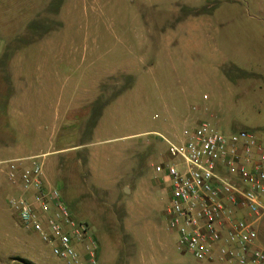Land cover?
<instances>
[{
	"label": "rangeland",
	"instance_id": "374dc122",
	"mask_svg": "<svg viewBox=\"0 0 264 264\" xmlns=\"http://www.w3.org/2000/svg\"><path fill=\"white\" fill-rule=\"evenodd\" d=\"M60 1L0 0V55L8 43L33 38L36 32L30 29L31 22L44 28L52 27L57 22L64 23L68 27L64 36L57 34L56 37L71 36L76 40L85 38L91 43L97 41L98 46H92L95 51L92 52L91 59L89 55L81 58V51L88 45H79L76 67L69 72L68 78L64 73L69 70L60 69V85L66 81L69 86L81 72L88 71L91 66L96 67L102 60L112 61L121 55L127 59L137 54L141 58L139 80L143 92H124L125 102L122 101V107L112 110H117L114 116L103 120L98 135H87L91 146L104 153L98 166L101 172L84 175L71 172L74 166L69 164L70 158L64 156L59 162V174L49 168L48 177L52 181L49 184L60 191L71 215L90 227L98 243V264H129L140 261L149 264H201L189 253L177 250V235L167 225L170 188L161 181L163 172L156 171V167L170 161L165 139L178 143L182 130L190 126L181 120L170 121L169 114L175 113L176 109L156 105L159 92L146 71L148 64L157 62L149 59L153 55L148 53L149 40L152 41L148 33L158 26L169 25L178 16L194 18L192 21L196 20L195 17H201L198 22H202L205 11H209L208 7L214 3L212 0H62L59 7ZM223 1L219 0L220 3L216 4L222 10L218 17L220 20L222 12L228 9L233 14L241 12V7H246L251 11L249 16H255V11L259 10L257 0H237V3L232 0ZM191 5H202L204 8L195 14L190 10ZM262 5L264 7V0ZM174 8H181L177 16L173 14ZM214 23L215 18L211 24ZM208 31L209 35H203L202 38V48L207 55L215 47L212 28ZM124 40L134 43L133 50H129L130 46L121 44ZM9 47L13 49L16 45ZM158 62L160 67L157 63L156 71L163 78L161 91H164L169 82L167 74L172 70L190 77L202 73L207 78L209 84L198 85L197 98L191 101L186 109L187 113L199 112L210 105L200 121L210 123L218 131L264 134V102L252 107L255 101L250 97H241L239 101L231 100V108L228 110L233 117L231 124L215 125L214 61ZM7 90V85L0 77V107L4 104L3 97ZM203 95L209 99H203ZM129 98L130 103L126 102ZM47 107L43 117H34L41 125L28 126V132L18 137L17 143L25 152L46 149L43 140H47L49 134H52L47 117L56 110L49 102ZM30 111L37 114L36 108ZM67 131L57 138V147L78 142L77 125L69 127ZM136 131L147 133L128 139L106 141ZM4 135L8 136L4 132L3 119L0 118V138ZM56 158L58 155L53 154L44 157L43 161L49 162ZM98 186L105 188H97ZM14 193L11 190H0V264H62L34 232L21 227L7 205L8 197Z\"/></svg>",
	"mask_w": 264,
	"mask_h": 264
},
{
	"label": "crops",
	"instance_id": "0c3cea01",
	"mask_svg": "<svg viewBox=\"0 0 264 264\" xmlns=\"http://www.w3.org/2000/svg\"><path fill=\"white\" fill-rule=\"evenodd\" d=\"M218 1L212 0L214 4L208 7L209 11H205L206 15L203 16L202 22H198L201 17H195L196 20L192 21L194 18L178 16L169 25L158 26L157 30L153 29L148 33L152 37V41L149 40L148 53L153 55L149 59L157 62L148 64L146 73L154 80V86L159 92L156 105L177 110L175 113L169 114L170 121L181 120L187 125L200 121L206 115L205 110L210 105L203 107L199 112L187 113L186 109L191 101L197 98L198 85L209 84V82L202 73L190 77L172 70L167 74L169 82L164 87V91H161L163 78L161 79L156 71L158 61L172 63L187 60L203 61L205 59L214 61L215 125L231 124L233 117L228 111L231 108V100L237 99L239 101L241 97H250L252 101H255L252 103V107L262 105L264 102L263 0H257L259 5L257 9L259 10L255 11V16H249L251 11L246 7H241V12L231 14L232 10L230 9L222 12L223 18L221 14V20L218 17L222 10H219L220 5L216 6L220 3ZM232 2L237 3V0H232ZM202 8H204L202 5H191L190 10L200 12ZM172 11L174 16H177L181 8H174ZM202 13L204 14V12ZM214 18L215 23L211 24ZM59 19L61 20L60 16ZM67 28V24L61 23L60 27L49 31L44 37L42 36L21 47L6 63L3 72L9 79L11 94L7 101L5 120H3L4 132L8 136L4 135L0 138V159L38 157L43 162L44 174L48 183L52 182L48 177L49 168L59 174V162L64 159V156L69 157V164L74 166L71 172L83 175L99 172L98 166L104 153L102 150L91 146L87 141V135H98L103 120L109 116H114L117 110L114 112L112 110L122 107V103L125 102L124 92L128 94H133L135 91L143 92L139 80L141 58L137 54L127 59L121 55L119 58L116 56L115 60L112 61L102 60V63L96 67L91 66L88 71L81 72L69 86L66 85V81L60 85V69L67 68L69 70L64 73L68 78L69 72L74 70L73 67H76L79 45L85 46V43L88 45L81 51V58H86L89 55L91 59L93 57L92 52L95 51L92 46H98L97 41L91 43L85 38L76 40L75 37L71 36L56 37L57 34L64 36ZM209 28H212L213 31L212 37L215 47L213 52L207 55L202 48V38L203 35H209ZM121 44L130 46L129 50H133L134 43L132 41L124 40ZM138 44L139 42L136 43V46ZM205 55L207 56L205 57ZM127 85L130 87L125 89ZM203 99H209V97L203 95ZM130 101L131 98L129 101L126 100L128 103ZM48 102L53 104L56 110L51 112L49 117L45 115L52 133L49 134L47 140H43L46 149L39 152H25L17 143L18 137L28 132V126L41 125V123L36 122L34 117L37 119V117L44 116ZM247 102L250 103L251 101ZM33 108H36L37 116L30 111ZM75 125H77L78 142L57 147L55 144L57 138L68 132L69 127ZM92 125H94L93 129L90 128ZM145 133L147 132L136 131L106 141L133 138ZM53 154L58 155V158L49 162L43 161L44 157L47 158ZM56 176L58 175L56 174ZM161 181L169 185L168 178L164 173L161 174ZM102 187L98 186L97 188ZM1 189L16 193L2 175H0ZM255 226L257 232L256 245L264 250V215ZM199 263L227 264L217 261ZM129 264L149 263L140 261Z\"/></svg>",
	"mask_w": 264,
	"mask_h": 264
},
{
	"label": "built area",
	"instance_id": "2783aa9c",
	"mask_svg": "<svg viewBox=\"0 0 264 264\" xmlns=\"http://www.w3.org/2000/svg\"><path fill=\"white\" fill-rule=\"evenodd\" d=\"M189 126L178 143L165 139L170 161L156 167L169 181L167 225L177 250L198 262L264 264L255 226L264 215V134H226L205 121ZM0 175L16 191L7 205L21 227L58 261L98 264L95 236L47 182L40 158L0 160Z\"/></svg>",
	"mask_w": 264,
	"mask_h": 264
},
{
	"label": "trees",
	"instance_id": "16d2710c",
	"mask_svg": "<svg viewBox=\"0 0 264 264\" xmlns=\"http://www.w3.org/2000/svg\"><path fill=\"white\" fill-rule=\"evenodd\" d=\"M61 3H62V0L59 3V7H60ZM59 7L57 8L56 13H58ZM195 13L198 14L199 11H196ZM36 25L37 24L34 23V22H31V24H29L30 29H32L33 31L36 32L32 39H29V40H24V39L23 40H14L13 42L8 43V46L4 48L5 50L0 55V77L3 79V82H5V84L8 87V90L6 91L7 93L3 97L4 104H3L2 107H0V118H2L3 120H5V115H6V110H7V101L9 99L10 94H11V90H10V87H9V79L3 73L6 63L12 58V56L17 52V50L20 47H23V46L29 44L30 42L41 38L43 35L47 34L49 31L60 27V23L59 22L55 23L52 27H48V28H44L43 26L40 27V26H36ZM11 45H13V47H14V45H16V47L12 49V48L9 47ZM129 87H130V85L129 86L128 85L125 86V89H127ZM91 127H94V125H92ZM4 129H5V126H4Z\"/></svg>",
	"mask_w": 264,
	"mask_h": 264
},
{
	"label": "water",
	"instance_id": "95a60500",
	"mask_svg": "<svg viewBox=\"0 0 264 264\" xmlns=\"http://www.w3.org/2000/svg\"><path fill=\"white\" fill-rule=\"evenodd\" d=\"M127 190V189H126Z\"/></svg>",
	"mask_w": 264,
	"mask_h": 264
}]
</instances>
